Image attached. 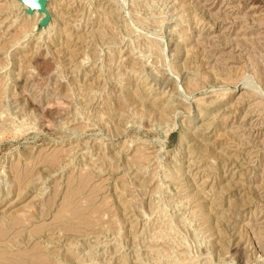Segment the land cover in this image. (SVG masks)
Segmentation results:
<instances>
[{
	"label": "rangeland",
	"instance_id": "rangeland-1",
	"mask_svg": "<svg viewBox=\"0 0 264 264\" xmlns=\"http://www.w3.org/2000/svg\"><path fill=\"white\" fill-rule=\"evenodd\" d=\"M48 8L0 0V264H264V0Z\"/></svg>",
	"mask_w": 264,
	"mask_h": 264
},
{
	"label": "water",
	"instance_id": "water-1",
	"mask_svg": "<svg viewBox=\"0 0 264 264\" xmlns=\"http://www.w3.org/2000/svg\"><path fill=\"white\" fill-rule=\"evenodd\" d=\"M21 4L27 7L28 14L32 15L34 12H38L40 14L45 15L40 21V27H46L50 20L51 15L48 10L49 0H17Z\"/></svg>",
	"mask_w": 264,
	"mask_h": 264
},
{
	"label": "bare ground",
	"instance_id": "bare-ground-1",
	"mask_svg": "<svg viewBox=\"0 0 264 264\" xmlns=\"http://www.w3.org/2000/svg\"><path fill=\"white\" fill-rule=\"evenodd\" d=\"M23 5V4H22ZM25 6V5H24ZM25 8H26V6H25ZM48 10H49V8H48ZM36 13H38V12H35V14ZM38 14H40V13H38ZM38 14H36V15H38ZM41 15H43V14H41ZM45 16V15H44ZM39 23V22H38ZM257 84V83H256ZM257 87V86H256ZM239 88V87H238ZM264 93V92H263Z\"/></svg>",
	"mask_w": 264,
	"mask_h": 264
}]
</instances>
